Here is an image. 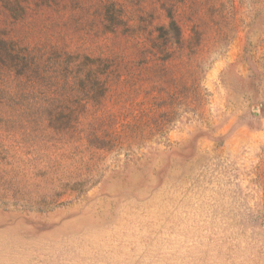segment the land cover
I'll use <instances>...</instances> for the list:
<instances>
[{
  "label": "rangeland",
  "instance_id": "1",
  "mask_svg": "<svg viewBox=\"0 0 264 264\" xmlns=\"http://www.w3.org/2000/svg\"><path fill=\"white\" fill-rule=\"evenodd\" d=\"M0 264H264V0H0Z\"/></svg>",
  "mask_w": 264,
  "mask_h": 264
}]
</instances>
